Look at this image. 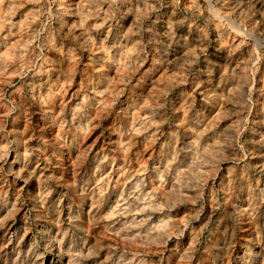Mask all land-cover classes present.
Segmentation results:
<instances>
[{
	"label": "rangeland",
	"instance_id": "1",
	"mask_svg": "<svg viewBox=\"0 0 264 264\" xmlns=\"http://www.w3.org/2000/svg\"><path fill=\"white\" fill-rule=\"evenodd\" d=\"M0 264H264V0H0Z\"/></svg>",
	"mask_w": 264,
	"mask_h": 264
}]
</instances>
